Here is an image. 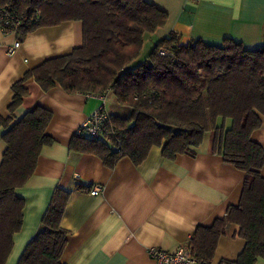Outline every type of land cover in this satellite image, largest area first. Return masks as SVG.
<instances>
[{"label":"trees","instance_id":"obj_1","mask_svg":"<svg viewBox=\"0 0 264 264\" xmlns=\"http://www.w3.org/2000/svg\"><path fill=\"white\" fill-rule=\"evenodd\" d=\"M0 10L20 23L19 40L45 26L81 21L83 42L71 52L46 59L12 85L10 115L0 116L6 128V149L0 165V264H6L14 236L23 224L24 199L16 194L33 175L38 157L54 142L46 129L52 112L42 106L15 120L14 111L34 78L43 90L55 86L67 93L111 94L131 109L110 113L107 131L98 138L74 135L70 150L98 156L109 168L123 157L140 165L153 147L175 159L195 156L205 134L215 132L213 150L245 171L238 204L211 226H200L190 243L205 264H211L220 238L231 224L246 244L235 259L219 264H256L264 259V147L252 138L264 114V40L247 49L231 38L221 45L202 39L180 43L170 32L145 59L135 62L145 33L168 22L169 15L146 0H0ZM70 191L57 188L39 232L17 264H64L68 231L62 225Z\"/></svg>","mask_w":264,"mask_h":264},{"label":"crops","instance_id":"obj_2","mask_svg":"<svg viewBox=\"0 0 264 264\" xmlns=\"http://www.w3.org/2000/svg\"><path fill=\"white\" fill-rule=\"evenodd\" d=\"M165 10L168 22L153 33H145L135 62L146 58L155 44L174 31L180 43L202 39L221 45L225 38L255 49L264 40V0H146ZM0 25V116L10 115L12 85L45 61L82 45L83 24L67 21L30 32L18 49L8 53L17 40ZM29 94L14 111L15 120L36 106L52 112L46 129L54 142L43 147L33 175L16 194L24 199L23 224L14 236L6 264H17L26 246L41 228L42 218L56 189L70 191L61 225L68 231L62 255L64 264H155L149 249L175 252L191 244L200 226H211L238 204L246 173L213 150L215 132L208 131L195 156L180 154L175 159L153 147L140 165L129 157L114 168L94 154L70 150V142L81 123L101 104L88 93H67L55 86L45 91L34 78L25 83ZM108 110L119 113L125 106L108 94ZM125 115L131 111L129 107ZM262 126L252 138L264 147ZM0 125V165L6 149ZM264 173V169H263ZM100 186L98 194H92ZM240 227L231 224L218 242L211 264L235 259L244 249ZM256 264H264L259 259Z\"/></svg>","mask_w":264,"mask_h":264},{"label":"built area","instance_id":"obj_3","mask_svg":"<svg viewBox=\"0 0 264 264\" xmlns=\"http://www.w3.org/2000/svg\"><path fill=\"white\" fill-rule=\"evenodd\" d=\"M19 23V19H13L8 12L0 10V25L6 33H13ZM20 44L21 41L17 39L13 45L8 47V53H14ZM97 97H99L101 104L81 123L75 135L98 138L107 131L110 121V112L107 107L108 94L98 95ZM100 191L101 187L95 186L91 193L98 194ZM149 255L154 259L155 264H205L196 255L191 244L180 245L175 252L152 247L149 249Z\"/></svg>","mask_w":264,"mask_h":264},{"label":"rangeland","instance_id":"obj_4","mask_svg":"<svg viewBox=\"0 0 264 264\" xmlns=\"http://www.w3.org/2000/svg\"><path fill=\"white\" fill-rule=\"evenodd\" d=\"M127 111H128V108L124 107V108H122V110H119L118 112L125 115L127 113Z\"/></svg>","mask_w":264,"mask_h":264}]
</instances>
